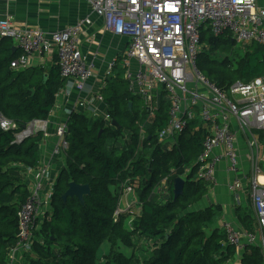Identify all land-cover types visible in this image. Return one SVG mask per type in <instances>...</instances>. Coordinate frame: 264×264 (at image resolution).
I'll use <instances>...</instances> for the list:
<instances>
[{
  "label": "trees",
  "instance_id": "1",
  "mask_svg": "<svg viewBox=\"0 0 264 264\" xmlns=\"http://www.w3.org/2000/svg\"><path fill=\"white\" fill-rule=\"evenodd\" d=\"M235 43L231 34L216 36L202 29L198 68L226 91L236 82L264 76V44L247 45L241 55L234 52ZM13 47L11 39L0 37V112L17 125L15 131L0 128V264L9 262L17 244L18 212L30 196L24 174L38 169L41 157V133L20 144L15 134L34 120H48L66 80L58 64L49 69L12 68L20 54L13 53ZM229 53L233 56L225 55ZM121 70L120 65L113 70L103 89L110 124L82 112H73L67 122V165L54 189L50 219L35 224L26 264H264L260 246L238 252L228 245L224 230L217 227L223 215L220 206L194 208L207 193L197 180L208 133L204 123L194 118L171 146L162 145L159 132L168 124V95L163 93L157 108L149 110L141 96L129 92ZM261 138L264 142V132ZM178 177L185 180L184 194L175 200ZM128 180L141 204L130 225L129 214L114 220ZM71 182L90 186L84 205L76 197L63 201ZM163 184L165 196L159 194ZM241 220L253 230L249 211ZM107 242L109 251L102 255L99 251Z\"/></svg>",
  "mask_w": 264,
  "mask_h": 264
},
{
  "label": "built area",
  "instance_id": "2",
  "mask_svg": "<svg viewBox=\"0 0 264 264\" xmlns=\"http://www.w3.org/2000/svg\"><path fill=\"white\" fill-rule=\"evenodd\" d=\"M93 13L103 18L104 27L129 40L125 52L126 79L129 91L139 95L149 110L157 108L159 88L171 101L167 127L159 132L160 141H172L184 132L196 114L192 111L200 105L199 118L208 126V133L199 157L198 176L208 184H215V167L221 156L214 151L224 149L231 170H237L235 134L231 117L242 129L264 131V76L249 83L236 82L228 91L211 82L198 68L203 28L220 36L231 34L240 43L264 44V0H86ZM90 18L79 20L76 25L63 31L46 34L40 28H21L11 17L0 19V37L10 38L20 48L21 54L11 62L15 69L30 67L31 58L37 53L54 48L58 54L61 76L74 80L78 90L83 91L93 76L94 64L81 51V35ZM208 26V27H207ZM138 63L132 71L130 61ZM117 60L108 65L112 74ZM103 100V97L100 96ZM106 121H111L106 116ZM0 128L15 131L16 123L0 112ZM41 133L48 137L47 120H34L15 134V143ZM59 146L66 151L69 143L67 123L56 131ZM253 171L259 170L264 155L253 156ZM35 181L30 196L18 212L19 234L12 256L16 252L32 251L35 243L34 228L43 204L50 203L43 197V177L47 169L34 170ZM238 180L232 186L238 188ZM135 187L126 181L123 196L126 204L114 213L115 222L122 214H129V225L140 213V202L133 199ZM166 191L161 195L165 196ZM52 197L51 195L48 198ZM121 198V200H122ZM252 200L255 211L254 231L237 230L229 221L222 228L227 243L238 252L247 246H260L264 252V183L253 180Z\"/></svg>",
  "mask_w": 264,
  "mask_h": 264
},
{
  "label": "crops",
  "instance_id": "3",
  "mask_svg": "<svg viewBox=\"0 0 264 264\" xmlns=\"http://www.w3.org/2000/svg\"><path fill=\"white\" fill-rule=\"evenodd\" d=\"M7 17H11L21 28H40L49 35L74 26L79 20L85 18H90L92 21V24L85 26L82 31L80 48L87 60L94 64L93 76L86 83L83 91L77 89L74 80H64L65 85L58 92L56 103L47 120L48 137L42 136L40 141L41 157L38 169H47V174L42 180L43 197L50 202L41 207L39 219L42 222L44 219H50L54 189L61 171L67 165V150L64 151L59 146L60 139L56 134L57 128L61 124L67 123L73 112H82L89 117L104 120L107 125L110 124L111 121H106V116H110L109 106L104 99H100V96L104 97L103 89L110 76L108 75V65L113 60H117V67L115 66L114 70H117L120 65L122 69L120 75L127 81L125 52L130 39L127 36H119L107 31L103 18L93 13L86 0H0V19ZM12 50L13 53L20 52L15 43ZM30 62L28 68L49 69L58 64L57 50L54 48L49 52L37 53ZM130 68L135 71L138 69V63L131 60ZM112 72L114 73V71ZM127 87L129 90V85ZM163 93H165L163 89L159 88L156 96L158 105ZM199 107L200 105L192 111L196 114L194 120H199L201 123ZM231 120L235 134L237 170H231L230 161L224 156V149H216L214 152L221 156L220 162L215 167L216 183L208 184L201 180L207 188V193L200 203L194 206L196 210L220 206L223 215L217 227L221 230L224 221H229L237 230L246 229L241 220L244 211H249L252 214L253 226L256 227L252 200L253 180L258 178L260 182L264 183L262 180V178L264 179V161L259 163V170L255 173L252 164L254 155L257 153L260 156L264 155V142L261 138V133L264 131L242 129L234 117H231ZM203 126L208 131V126L206 124ZM165 143L169 146L172 145L171 141ZM24 175L29 181V190H32L35 181L34 170H29ZM197 180H200L198 173ZM236 180L239 181L240 186L232 189ZM51 193L52 197L48 198ZM133 199L138 200L135 193ZM20 253L16 252L12 256L11 251L7 264H23L24 257Z\"/></svg>",
  "mask_w": 264,
  "mask_h": 264
},
{
  "label": "water",
  "instance_id": "4",
  "mask_svg": "<svg viewBox=\"0 0 264 264\" xmlns=\"http://www.w3.org/2000/svg\"><path fill=\"white\" fill-rule=\"evenodd\" d=\"M34 92V91H33ZM129 108H132V103L129 104ZM114 125H118L116 121L113 122ZM102 131L100 132V134ZM185 180L181 177L175 178L174 180V199L177 200L184 194ZM91 194V188L89 185L76 184L71 182L68 190L63 194L62 199L66 203L68 198H78L80 202L85 204V197Z\"/></svg>",
  "mask_w": 264,
  "mask_h": 264
},
{
  "label": "rangeland",
  "instance_id": "5",
  "mask_svg": "<svg viewBox=\"0 0 264 264\" xmlns=\"http://www.w3.org/2000/svg\"><path fill=\"white\" fill-rule=\"evenodd\" d=\"M208 27V26H207ZM253 43H255V42H250V43H240V42H237L236 41V43L234 44V47H235V50H234V52L235 53H239V54H243L244 53V51H245V48H246V46L247 45H251V44H253ZM258 44V43H257ZM228 50H230V47H228L227 48V50H226V52L228 51ZM226 52H224V53H226ZM226 56H229V57H232L233 56V53L231 54V53H229L228 55L227 54H225ZM222 56H224V55H221V56H218V57H216L217 59H222ZM172 142V141H171ZM160 143L163 145V144H165V141H160ZM198 179H200V180H202L201 178H199V176H198ZM203 181V180H202ZM205 182V181H204ZM162 191H166L167 193H168V191H167V189L165 188L164 189V184H163V186L161 187V189L159 190V194L161 195V192ZM162 196V195H161ZM126 199L123 197L122 198V200H121V205L122 206H124L125 204H126ZM19 225V224H18ZM254 229H255V227H253V230L252 231H254ZM242 230H246V231H249V230H247V229H242ZM228 245H230V244H228ZM232 246V245H231ZM234 247V246H233ZM109 248H110V244L107 242V243H104L103 244V246L101 247V249H100V251H99V253L100 254H102V255H104L106 252L108 253V251H109ZM245 250V249H244ZM125 251V250H124ZM20 254H22V256L24 257V260H23V264H26V255L27 254H25V253H23V252H21Z\"/></svg>",
  "mask_w": 264,
  "mask_h": 264
},
{
  "label": "bare ground",
  "instance_id": "6",
  "mask_svg": "<svg viewBox=\"0 0 264 264\" xmlns=\"http://www.w3.org/2000/svg\"><path fill=\"white\" fill-rule=\"evenodd\" d=\"M9 39H10V38H9ZM11 40H12V39H11ZM13 42H14V41H13ZM15 45H16V44H15ZM16 46H17V45H16ZM17 47H18V46H17ZM18 48H19V47H18ZM19 50H20V48H19ZM20 54H21V50H20ZM20 54H19V55H20ZM19 55H18V56H19ZM262 180H264V179L262 178Z\"/></svg>",
  "mask_w": 264,
  "mask_h": 264
}]
</instances>
